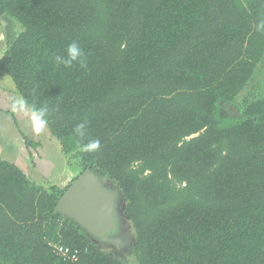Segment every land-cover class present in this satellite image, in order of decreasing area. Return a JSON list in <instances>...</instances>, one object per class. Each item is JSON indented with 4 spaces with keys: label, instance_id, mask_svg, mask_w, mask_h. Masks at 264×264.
<instances>
[{
    "label": "trees",
    "instance_id": "1",
    "mask_svg": "<svg viewBox=\"0 0 264 264\" xmlns=\"http://www.w3.org/2000/svg\"><path fill=\"white\" fill-rule=\"evenodd\" d=\"M3 18L22 30L0 78L47 106L77 174L38 183L0 157V264H124L55 212L87 169L120 189L138 264H264V0H0ZM73 42L83 67L55 60Z\"/></svg>",
    "mask_w": 264,
    "mask_h": 264
},
{
    "label": "water",
    "instance_id": "2",
    "mask_svg": "<svg viewBox=\"0 0 264 264\" xmlns=\"http://www.w3.org/2000/svg\"><path fill=\"white\" fill-rule=\"evenodd\" d=\"M11 22L12 30L16 31L17 23L15 24L7 18L2 19L3 31L8 37ZM9 39L11 38L9 37ZM227 110L233 115L238 114L236 108L231 105H227L224 112ZM124 210L125 203L120 189L109 177L99 174L94 169H87L81 173L65 191L55 207L56 213L69 218L103 249L111 247V243H115L116 246H128V243L131 242L130 250L138 264L133 250L135 245L134 229ZM130 228L133 231L132 240ZM117 257L127 264L121 257Z\"/></svg>",
    "mask_w": 264,
    "mask_h": 264
},
{
    "label": "crops",
    "instance_id": "3",
    "mask_svg": "<svg viewBox=\"0 0 264 264\" xmlns=\"http://www.w3.org/2000/svg\"><path fill=\"white\" fill-rule=\"evenodd\" d=\"M1 88L2 86L0 87V109L2 110L0 112V157L15 162L22 169V165L30 161L34 164L36 169L23 170L32 180L38 183H43L44 180H41V178L45 177L48 178L49 182L53 181L52 183L58 184L61 187H66V185H68V181H66V179L70 180L71 182L75 175L72 177L70 173L66 174L67 170L63 168L60 172L57 170L59 167L56 163V155H63L59 141L55 138V136H53L52 133L45 132V139H42L41 141H35L39 143L38 147L35 148L28 145V137L21 128V124L16 116V111L13 110L14 108H12L14 104L19 105L22 109H26L28 107H26L27 105L24 103L25 101L23 102L20 98L18 92L15 90L9 91L12 95L10 97V94H7L8 91L4 89L1 91ZM11 104L12 107L8 108V105L11 106ZM6 146H8L10 149H7ZM54 148L55 150H59H56L55 154L54 152L51 153L52 149ZM61 158H63V156ZM47 161L49 164H46ZM45 166L49 168L45 169ZM38 167L41 169H38ZM70 171L73 170L70 169Z\"/></svg>",
    "mask_w": 264,
    "mask_h": 264
},
{
    "label": "rangeland",
    "instance_id": "4",
    "mask_svg": "<svg viewBox=\"0 0 264 264\" xmlns=\"http://www.w3.org/2000/svg\"><path fill=\"white\" fill-rule=\"evenodd\" d=\"M13 23H15V24L17 23L18 27H17L16 31H13L12 30L13 29L12 22H11L10 28L8 29V35H9V37L11 39H9V37L6 36L4 31H0V58L4 54V51L6 50V47H7V42L6 41H10L11 42L14 39V36L18 35L19 32L22 30V28H21V26H20V24L18 22L13 21ZM252 85H253L254 89L259 90L262 93H264V58H263L262 62L259 64V68H258L257 73L254 76V80H253ZM1 86H2V88H1L2 90L1 91H3V89L6 90V91H8L7 94H10L11 92H9V91H13V90H15L17 92V89H16V86H15L14 82L7 75H2V78H0V87ZM11 96L12 95L10 94V97ZM19 96L22 99V101L24 102V100H23V98L21 97L20 94H19ZM24 103L26 104V102H24ZM11 107H12V104H11V106L8 105V108H11ZM23 107H25V106H23ZM26 107H28V108L22 109L17 104H14L13 107H12V108H14L13 110L16 111V116H17V118H18V120H19V122L21 124V128L23 129V131L27 135L29 141H32V142L34 141L35 142V141H41L42 139H45L46 138L45 137V132L49 133L50 132L49 128L46 126L40 132L34 131L32 123H31V119H30V115H31L30 108H29L28 105ZM228 112L229 111L227 110L226 113H228ZM6 148L10 149V148H8V146H6ZM56 150L59 151L58 149H56ZM56 150H55V148L52 149L51 153L54 152V154H55ZM58 156L56 155V158H57V160H56L57 162L56 163L58 164V167H59V169L57 168V170L60 172L62 170V168H63V169L67 170L66 174L70 173V175L72 177H73V175H76L77 174L76 173L77 170H75V168H76V165H75L76 160L75 159H70V158L64 156V154L62 155L63 158H61L62 156H60V154H58ZM46 164H49L48 161L46 162ZM62 165H63V167H62ZM22 167H23V169H36L34 164L31 163L30 161H28L27 163L23 164ZM46 168H49V167L45 166V169ZM38 169H41V168L38 167ZM70 169H72L73 171H70ZM41 180H44L43 183L47 184L48 178L42 177ZM66 181H68V184L70 183V180L66 179ZM50 182H53V181H50ZM132 232L133 231L131 229L130 230L131 240L133 238ZM111 245H112L111 247L106 248L108 251H111V252L115 253L117 256L121 257L127 264H137L135 259H134L133 253L130 250L131 242L128 243V246H126V245L125 246H123V245H121V246L117 245L116 246L115 243H113V244L111 243Z\"/></svg>",
    "mask_w": 264,
    "mask_h": 264
},
{
    "label": "clouds",
    "instance_id": "5",
    "mask_svg": "<svg viewBox=\"0 0 264 264\" xmlns=\"http://www.w3.org/2000/svg\"><path fill=\"white\" fill-rule=\"evenodd\" d=\"M260 30H264V22L260 25ZM67 52L70 55L69 60H61L60 56H56L55 60L57 63H64L67 67L72 66V62L79 60L81 66H85L84 62V54L77 42H73L68 46ZM49 109L47 106L41 107V108H31L30 109V119L33 126L34 131L40 132L42 131L48 121H47V115H48ZM74 132L77 136H79L81 139H83L86 135L85 133V125L80 124L75 129ZM85 151H93L97 150L100 147V141L98 139H92L89 140L87 144L83 145Z\"/></svg>",
    "mask_w": 264,
    "mask_h": 264
},
{
    "label": "built area",
    "instance_id": "6",
    "mask_svg": "<svg viewBox=\"0 0 264 264\" xmlns=\"http://www.w3.org/2000/svg\"><path fill=\"white\" fill-rule=\"evenodd\" d=\"M59 251H60L61 253H63L64 255H66V256H69L70 253H71L70 248H69V247H64V246H60V247H59ZM71 257H72L73 259H75V258H76V253L73 254V256H71Z\"/></svg>",
    "mask_w": 264,
    "mask_h": 264
}]
</instances>
